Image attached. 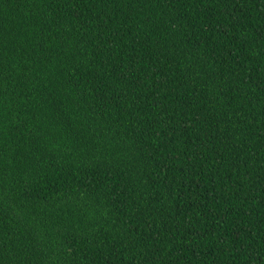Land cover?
<instances>
[{"label":"trees","instance_id":"1","mask_svg":"<svg viewBox=\"0 0 264 264\" xmlns=\"http://www.w3.org/2000/svg\"><path fill=\"white\" fill-rule=\"evenodd\" d=\"M0 264H264V0H0Z\"/></svg>","mask_w":264,"mask_h":264}]
</instances>
